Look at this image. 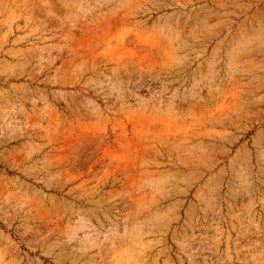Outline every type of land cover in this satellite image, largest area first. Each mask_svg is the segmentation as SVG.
<instances>
[{"label": "rangeland", "instance_id": "obj_1", "mask_svg": "<svg viewBox=\"0 0 264 264\" xmlns=\"http://www.w3.org/2000/svg\"><path fill=\"white\" fill-rule=\"evenodd\" d=\"M0 264H264V0H0Z\"/></svg>", "mask_w": 264, "mask_h": 264}]
</instances>
